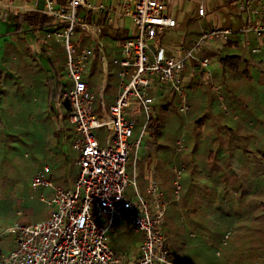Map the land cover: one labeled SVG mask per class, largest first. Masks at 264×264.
Wrapping results in <instances>:
<instances>
[{
	"label": "built area",
	"instance_id": "built-area-1",
	"mask_svg": "<svg viewBox=\"0 0 264 264\" xmlns=\"http://www.w3.org/2000/svg\"><path fill=\"white\" fill-rule=\"evenodd\" d=\"M178 0H0V17L23 12H37L55 24L46 34L60 44L65 53L63 71L69 83L63 87L62 100L68 105V121L74 128L72 148L77 153L78 176L72 188L55 186L48 178L47 165L33 176L31 187L49 188L52 195L41 192L39 199L50 208L46 220L31 224L14 223L0 231L14 235L12 248L0 254V264H124L125 254L111 246V231L115 222L127 224L141 237L138 259L133 264H179L172 257L162 223L167 203L157 180H151L142 193L136 180L127 174L131 153L141 148L146 133L143 125L134 137V114L141 112L148 120L155 98L150 91L164 86L179 98V110H190L182 73L187 62H195L211 79L210 59L200 56L211 44H223L239 38L252 53L262 52L264 44V0H236L242 23L237 27L214 26L200 30L199 36L178 55H167L160 37L171 33L176 19L170 8ZM92 12L107 23L128 19L129 38L119 45L113 63L120 67L114 102L106 106L103 90L99 114L94 112L95 94L86 82L92 59L99 53L106 66L107 49L103 43L104 27L89 23L78 13ZM197 11L204 17V0H198ZM58 24H64L63 27ZM76 28L88 39L77 45ZM253 39L256 44L252 43ZM51 51V45H48ZM133 106V107H132ZM132 107V113L129 110ZM103 129L105 139L95 133ZM186 149L184 139L176 141V152ZM136 159V157H135ZM186 166H173V185L180 198L181 179ZM131 189L127 196V191ZM228 234L223 243L226 244ZM220 254V249L216 252Z\"/></svg>",
	"mask_w": 264,
	"mask_h": 264
},
{
	"label": "trees",
	"instance_id": "trees-1",
	"mask_svg": "<svg viewBox=\"0 0 264 264\" xmlns=\"http://www.w3.org/2000/svg\"><path fill=\"white\" fill-rule=\"evenodd\" d=\"M236 0H223L218 6H215L212 10H219L224 6H228L230 2ZM210 11V10H208ZM80 15L84 17V20L89 23L96 22L104 27L103 39L106 42H111L109 49H107L106 58V72L103 70V62L99 53H96L95 57L89 66L86 73V82L88 86L94 91L95 94V105L99 106L100 101V91L104 83L103 96L106 100L107 106H110L112 98L115 96L117 83H118V72L120 67L113 63L114 50L119 47L127 38H129L128 30L131 27V21L128 19H118L114 23H107L102 18H97L92 12L87 13L86 11L80 9L78 11ZM195 19L201 18L198 15L196 9ZM207 13V10H206ZM223 27H237L242 23L241 18L238 14L234 16L230 13H226ZM176 22L181 27L182 37L180 38L179 44L182 48L189 47L195 39L199 36L200 30L193 29L190 25L195 21L194 19H189L184 24V26L179 25L177 16H174ZM233 18V20H232ZM13 23V29L10 32H6L4 24L9 22ZM54 23L53 20L47 16H44L37 12H23L16 15L4 14L0 17V47H3L4 54L5 47H12L11 40L18 33H26L27 37L19 38L15 40L16 44L20 41H24L26 44L27 52H31V48L36 47L38 53H42L45 56L46 62L51 66L50 71H53L54 80L56 82V97L54 100L62 99L63 92V79L66 78V74L62 70V64L65 61V53L63 47L60 45L61 49H58V43L53 42L50 39H46V34ZM61 27L64 24H58ZM44 33V36L41 35ZM75 42L77 45L88 44V39L83 36L82 31L76 28L75 32ZM161 45L164 40V35L160 37ZM254 43V42H252ZM48 45H51L53 51H59V55L55 54V51L48 54ZM7 48V47H6ZM245 46L243 41L239 38H230L226 43L221 44L217 53L202 51L200 56L208 57L209 59H216L219 67L222 71L223 83L233 80L238 81L241 77H246L250 74L249 71L253 65H257L260 70H264V47L262 52L255 54L250 51L251 57H246L244 55ZM33 50V49H32ZM109 50L113 53L110 58L108 52ZM64 53V55H63ZM167 55H178L166 53ZM28 64H35L36 60L34 54L32 53L27 60ZM193 71L198 66L195 62H187L182 73L184 75L189 73L190 69ZM2 71L0 70V80L2 76ZM227 75V77H225ZM48 75L46 73L45 85L49 90ZM227 86V85H226ZM228 92L233 91L226 87ZM230 90V91H229ZM49 93V91H48ZM232 93V92H230ZM152 97L155 98V104L152 107V114L148 120H145V116L142 114L137 117V122L134 128V137L139 134L143 125L146 123L144 132L146 133L143 148L145 149V154L135 159V153L133 152L132 160L134 165H136L137 171V183L139 189L142 193L143 190V177L145 175V163L151 160H157V168L155 171L159 175H164L166 180H170V192L165 194V199L170 198L174 175L171 172L172 164L166 169L161 164L160 158L155 156V152L160 145V137L163 134L165 128L169 125L171 116L169 110L172 108L173 103H175V95L171 90H168L164 86H157L154 90L150 91ZM228 94V93H227ZM226 95V93H225ZM1 83H0V148L4 138L1 137V131L5 129L4 114L1 112ZM227 99H231V95H226ZM50 100V99H48ZM53 101V100H51ZM51 101H46L47 108H50ZM65 105L66 102L63 101ZM68 107V105H67ZM190 111L188 123L190 121ZM48 112V109H47ZM67 114V112H66ZM192 121V119H191ZM67 124H69L67 118ZM203 118L193 119V123L186 127L188 129L187 135L189 134L187 143L196 142L202 136V126ZM185 125V118L183 113H181V123L175 129V133L178 135L181 133L183 126ZM2 138V139H1ZM176 145L174 146L175 149ZM3 158V159H2ZM11 159H9L10 161ZM11 164H13L10 161ZM4 164L5 168L9 166L6 158H0V194L4 193L8 188L14 187L16 180H11L9 177L4 175ZM6 172V171H5ZM48 176V175H47ZM51 176V175H50ZM49 177V176H48ZM55 183L59 181L57 175H52ZM63 182L69 177H73L75 180L77 173L70 175H62ZM33 178V177H32ZM168 178V179H167ZM246 183L235 188L239 196L232 197V199H227L223 204L220 203L221 199H218L220 191L218 192L217 199H212L211 203H217L219 206L214 212L209 211V202H203V199L195 201L192 200L189 205L184 203V194L182 192V181H181V215L184 214L187 225L183 222H178L179 219V202L174 201L168 206L165 217L162 223V229L164 230L167 240L170 242L172 248V257L179 264H264V175H261L259 179L254 180L253 178L246 177ZM29 185L31 187V179H29ZM65 188V187H63ZM49 196L47 195V198ZM223 200V199H222ZM207 205V206H205ZM186 207V209H184ZM228 208L227 210L225 208ZM21 224H31L27 222L20 221ZM180 225V226H179ZM187 231L186 238L182 237V233ZM131 231L130 227L127 225L126 228H122L121 233H117L115 239H113L114 244L111 246L115 251H123L128 253L135 243L141 240V238L129 240V233ZM180 232V233H179ZM193 233L194 236H191ZM228 234L226 244L221 247L225 235ZM181 236V238H180ZM12 248V247H11ZM8 247L7 252L11 249ZM220 249V254L217 255V250ZM0 248V253H2ZM138 259V255L135 260Z\"/></svg>",
	"mask_w": 264,
	"mask_h": 264
},
{
	"label": "crops",
	"instance_id": "crops-1",
	"mask_svg": "<svg viewBox=\"0 0 264 264\" xmlns=\"http://www.w3.org/2000/svg\"><path fill=\"white\" fill-rule=\"evenodd\" d=\"M238 16L241 18L240 15ZM169 34L170 33L164 34L162 46L166 53L178 54L182 47L180 45L174 46L167 43L165 36ZM253 42L256 44V40L253 39ZM11 43L12 47L7 46L5 50L6 54H4L3 47H0V70L3 72L0 80L2 95L1 112L4 114V121L7 124L12 123L14 125L21 123H24L26 126L28 124H36L34 127L37 128L34 130L38 131V141L34 145H31L35 152V165L27 174L30 175L29 179H32V177L36 175L44 165H47L49 168L47 171L48 178L55 186L72 188L76 179L74 180L73 177H69L65 182L62 180V175H68V173H70V175L77 173L78 176L79 170L76 160L77 153L72 148L74 128L72 125L69 126L67 124L68 107L64 104L62 99L59 100L58 103L65 108L63 112L59 113L52 111L50 110L52 108H47L46 106V101L54 100L56 97V82L54 76H52L54 72L50 71L51 66L46 62L44 54L38 53L36 47L31 48V52H27L26 44L23 40L16 44L15 40L12 39ZM219 48H221V45L215 43L209 45L203 51L217 53ZM54 51L52 48L51 51H48V54H51ZM32 53L34 54L36 63L28 64L26 62L29 60V56ZM55 54L59 55V51H55ZM117 55V50L115 49L114 57ZM209 67L214 72L218 71L215 75L218 79L221 78L220 67L215 59H210ZM253 67L260 71L257 79L264 84V72L260 70L257 65H253L251 68ZM103 70L106 72V66L104 65ZM199 70L202 71L199 68L196 70L194 68L193 71L190 69L189 73L184 75V83L187 84L188 87L187 97L191 110L189 123V113L184 115L185 125L182 128L183 132H181L184 142L187 143L189 137V134L187 135L188 129L186 127L188 124L190 126L191 123H193V119L203 118L204 124L202 126L201 138L196 142L190 141V143L187 144L188 153H186L184 157L182 156L183 153H181V157L179 158L181 161L180 163H183L186 166V173L181 179L182 192L184 194L185 204L189 205L192 200L198 201L203 199V202H209L208 212H214L219 204L218 200L217 203L214 204L211 203V200L213 198L217 199L219 191L220 194L226 193L228 198L232 199V197L239 196V193L236 192L235 188L245 184L246 177L257 180L261 175H264V126L262 123L264 120V117H262L264 116V102L262 101V99L264 100V96L259 99L262 103L259 102L260 107L258 111L250 113L251 118L248 120V123L245 121L246 116L237 113L234 114L231 120H214V118L212 119V117L208 115L203 106L204 102L200 95L201 81L197 78ZM46 73L49 77V90L45 85ZM248 74H250V71ZM246 77H250V75ZM63 82H65L63 84L64 87L67 83V79H63L62 83ZM104 83L105 82H103L101 91L104 89ZM250 86L252 87V85ZM231 88L233 89V91L229 90L232 92H229L231 98H237L235 91L238 89V84L230 86L229 89ZM115 96L112 98V102H114ZM104 101L106 104L105 98ZM47 109L51 117L54 118L55 124L53 128L55 131L52 132L51 128V131H47L42 135V131L46 130L41 124L39 125V122L47 113ZM96 111L98 114L100 113L99 106ZM104 139L105 135H102L100 140L101 144H104ZM18 140L21 144L25 145L21 139ZM189 140L190 139H188V141ZM66 145L68 147H66ZM53 148H57V150H53ZM140 149L143 150V154H145L143 146H141ZM138 157L140 156H137L136 158ZM157 163V160L153 163H145V175L142 184L143 190L145 191L151 180H157L161 184L164 193L168 195L170 192L171 181L166 180L164 175H159V173L155 171ZM175 163H178L177 160H175ZM30 166L31 165L28 164L26 165V168H30ZM137 171L135 175L136 180ZM52 175L58 176V183H55ZM44 191L49 197L52 195L51 189L43 188L42 192L44 193ZM178 202L180 205L179 213L181 214V194ZM220 203L223 204L224 201H220ZM184 209H186V207ZM225 209L227 210L228 208L226 207ZM183 220L187 221L185 216H183ZM126 226L127 224L121 221L115 222L110 234L111 241H113L117 233H121L122 228L124 229ZM191 236H194L193 233H191ZM138 237L141 238L134 232L133 234L131 232L129 233V240L137 239ZM140 241L141 240L135 243V246L137 247L135 253H137V255L138 244ZM117 252L125 254V256L130 253H124L123 251ZM123 260H125V257Z\"/></svg>",
	"mask_w": 264,
	"mask_h": 264
},
{
	"label": "rangeland",
	"instance_id": "rangeland-1",
	"mask_svg": "<svg viewBox=\"0 0 264 264\" xmlns=\"http://www.w3.org/2000/svg\"><path fill=\"white\" fill-rule=\"evenodd\" d=\"M222 1L223 0H204V5L207 10V13H205L204 17L199 19H195V14H196L195 12L197 9L198 0H178L174 2L172 7L170 8V11L172 15L177 16V20L180 26L181 24L182 26H184V24L188 21V18L195 20L190 25L195 30H201L204 28L214 27V26H222V23L225 21L224 18H226L225 17L226 13H230L231 17L232 15L234 16V14L237 13V8L235 4L236 1H232L228 6H224L219 10L213 11L212 9L215 6L220 5ZM4 28L6 29V31H11L13 29L12 22L10 20L9 22H6V24H4ZM41 35L44 36V33L41 32ZM24 37H27V35L26 33L22 32L20 34L17 33L13 37V39L18 40L19 38H24ZM181 37H182L181 27L179 29L178 24H176L174 31L171 32L169 35H166L165 40L167 43L177 46L179 44ZM103 43L105 45V48L109 49L111 42L110 41L106 42L103 39ZM4 47L6 49L7 44H4ZM57 47L58 49H61L59 44L57 45ZM108 54L110 58L113 55V53H111L110 50ZM244 55L246 57H251L250 49L248 47H245ZM258 71L259 70L253 67L250 69V77H241L240 80L236 82L230 79V81L223 83L222 77L218 79L215 75V73L217 74L218 71L216 72L212 71V77L210 79L204 73H202V71L199 70V72L197 73V78L200 79L201 81L200 95L204 102L203 106L205 107L208 115H210L212 119L214 118V120L220 119L222 121H226L229 119L231 120L234 114L237 113L239 115L246 116L245 121L248 123L249 122L248 120L251 118L250 113H254L258 111L260 107L259 102H261L259 99L262 96H264V84L257 79L260 74V71L259 72ZM262 71L264 72V70ZM220 74L222 76V71ZM225 77H227V75ZM64 83L65 82H63V84ZM67 83H69V78H67ZM235 84H238V89H236L235 91V95L237 98L227 99L226 95H229V92L226 87L230 88V86ZM250 85H252L253 88ZM185 88L187 92L188 89L187 84H185ZM175 100H176L174 101L175 103H173L172 108L169 110L171 116L170 123L163 131V134L159 139L160 145L155 152V156L158 159L160 158L163 167L168 169L170 164H172L171 172H173V166L175 160H177L178 162L175 164H179L181 162L179 160V158L181 157V153L178 154L176 152V147L174 149L177 139L181 136V133L179 135L175 133V129L177 128L176 126L179 127L181 123V112L179 110L180 101L177 96L175 97ZM262 101L264 102L263 99ZM97 107L98 106L94 104V112L96 114H98L96 111ZM132 107L129 110L130 114L132 113ZM50 108H52L50 110L59 113L65 110L63 106H60L57 100L56 101L53 100L51 102ZM141 115H142V111L141 112L139 111L134 114L136 122H137V117ZM262 123L264 126V120ZM40 124L43 127H45L46 130V131H42V135H44L47 131H51V128H52V132L55 131V129L53 128L55 124L54 118H52L48 112L43 116V119L39 122V125ZM34 125L36 124H28L26 126L24 123L18 125H14L12 123L10 124L6 123L5 125L4 123V126L6 128L1 131L2 134L1 137L4 138V142H2V146L0 148V158L1 157L6 158L9 163V166H7L6 168L4 164V169H5L4 175L7 176L6 178L9 177L11 180L12 179L16 180V183L14 187H10L4 193L0 194V231L7 229L10 225L20 221L27 223H35L46 220L50 214V208L39 199V196L41 195L43 188L39 187L38 189L34 190L32 187H30L29 185L30 175H27L30 169H32L33 166L35 165L34 163L35 152L34 149L31 147V145H34L38 141V131L34 130L35 128H37L34 127ZM102 130L103 129L95 130V133L98 135L99 139H101L102 135H104ZM18 139H21L25 143V145L21 144ZM184 143L186 145V150H184L182 154L183 157L184 155H186V153H188L187 144L186 142ZM66 147L68 146L66 145ZM53 150H57V148H53ZM141 155H143V150L139 149L136 152L135 157ZM132 156L133 153H131L126 166L127 174L130 176V178L133 177L134 174L133 169L134 166H136L133 163ZM9 159H11L10 161L13 164L10 163ZM153 162H155V160L149 161V163H153ZM28 164L31 165L30 168H26V165ZM185 173L186 172H184L183 175H185ZM130 191L131 189L127 191L128 197L131 195V193H129ZM45 195L47 197L46 193ZM179 199L176 198V194L174 192V185L172 188L170 198L166 197L165 199V193L163 195V200L167 203V208L168 206L171 205V203H173L176 200L179 201ZM218 199H221V201L225 202L227 201L228 196L226 193H221L218 196ZM180 216H181V221H180ZM183 216L184 214L181 215L179 213L178 222L180 223V225L182 222L185 225H187V221L183 220ZM186 233H187L186 230L185 232L182 233L183 238H186ZM13 242H14V235L12 233H6L5 235L0 236V248L3 250L2 253H7L6 250L8 249V247L9 248L12 247ZM112 242L113 241H111V243ZM136 248H137L136 246H132L130 248L129 250L130 253H128L125 256V260H123L124 264L134 263L137 255V253H135Z\"/></svg>",
	"mask_w": 264,
	"mask_h": 264
}]
</instances>
